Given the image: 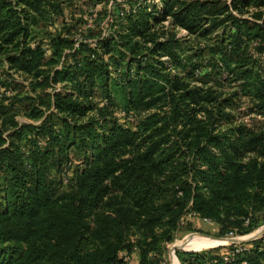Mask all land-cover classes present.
<instances>
[{
	"label": "trees",
	"instance_id": "16d2710c",
	"mask_svg": "<svg viewBox=\"0 0 264 264\" xmlns=\"http://www.w3.org/2000/svg\"><path fill=\"white\" fill-rule=\"evenodd\" d=\"M42 1L0 0V69L26 74L34 91L64 80L73 92L50 90L49 113L37 101L42 97L26 95L31 121L11 114L9 125L3 114L17 111L22 96L19 89L12 97L0 93V264H128L127 255L154 264L188 216L216 221L222 234L229 226L236 233L258 227L264 122L220 127L232 119L226 108L238 109L235 99L248 98L250 113L264 114V0H162L152 11L127 14L118 35L100 40L108 61L88 42L72 50L61 29L48 43L38 41L36 17L26 8L39 10ZM166 20L213 43L187 53L176 33L157 40L151 28ZM123 54L125 74L114 78L108 65ZM155 54L169 55L170 65ZM1 77L7 90L11 84ZM98 87L107 103L87 116L97 107ZM114 90H121L127 114L146 113L136 126L103 114L118 104ZM73 150L86 154L85 165L72 167L71 187L58 193L50 174L60 180ZM134 225L142 236H128ZM243 247L229 259L234 244L180 259L264 264V239Z\"/></svg>",
	"mask_w": 264,
	"mask_h": 264
},
{
	"label": "rangeland",
	"instance_id": "374dc122",
	"mask_svg": "<svg viewBox=\"0 0 264 264\" xmlns=\"http://www.w3.org/2000/svg\"><path fill=\"white\" fill-rule=\"evenodd\" d=\"M39 1V0H38ZM41 1V0H40ZM223 1V0H221ZM41 6L39 10H35L31 6H27L26 9H28L29 15L31 14L33 17H36V21L31 26L33 30V36L38 39V41H42L45 43H48L49 40H51L52 36L57 33L58 30H62V33H65L68 36H64L66 38H71L73 40V47L75 46V43L77 41L78 35H82L83 37L89 36L90 29H93L94 37H89L93 40L100 39L102 37L103 28H106L108 31V36L118 35L119 32L122 31V26L124 27V23H126L127 14L129 13H138V11L146 9L147 11H152L154 7H156V1L155 0H104L101 2H98L97 0H46L45 2H41ZM37 4V3H36ZM35 4V5H36ZM25 6H22V8ZM254 8H250V10H253ZM264 10V8H263ZM121 12H124L125 14L122 15ZM247 14L246 16H248ZM90 20H93L94 24L93 27L88 28L87 25ZM96 29V30H95ZM151 32L155 33L156 39L161 40L164 37L172 36L174 33L177 34L178 38H182L184 42L187 45V53H193L195 49L206 47L208 44L213 43V39H206L199 37L196 38L194 36H189L188 34L184 36L186 32H183L181 30H177L173 26L169 24L168 21H162L161 23H156L151 28ZM184 33V34H183ZM97 34V35H96ZM88 38V37H87ZM106 38V37H105ZM36 42V41H35ZM147 46L153 45L152 42H146ZM47 46V45H46ZM144 48V46H142ZM73 50V49H72ZM51 50L48 49L47 55H50L49 53ZM69 51V49H66V52ZM158 58L155 60H158L161 55L157 54ZM166 55V54H165ZM169 56V55H168ZM109 60V54L108 56H104L103 58ZM128 55L123 54L122 58L117 63H114L116 66H122L123 67V74H125V68L126 62L128 61ZM163 57V56H162ZM119 59V58H118ZM127 60V61H126ZM161 60V59H160ZM170 57L165 62L167 65H170ZM207 61V60H206ZM110 65V64H109ZM108 65V67H109ZM59 67V66H58ZM107 67V68H108ZM6 69H0V74L3 75L1 77L2 80L6 79L8 83L11 85L7 88V90L4 88V86H1L0 84V93H4V96H10L12 97L17 90H20L21 94V101L16 102L17 103V111L12 109V111H8L7 114H3L4 121H7L8 115L16 114V119L20 123L29 122L31 121L25 112V107H27L30 104H32V101L30 102L29 99H25L26 95H36L42 97V99L38 98L37 101L41 103V108L45 110L47 113L50 112L51 109V91H62V92H68L72 93L73 88L69 81L61 80L59 83L55 84L52 89L47 90H41L38 89L37 91H34L32 89L31 85V79L26 74H23L21 72H15L14 70L5 71ZM110 71V68H108ZM168 73L173 75V72L168 69ZM132 73L135 74V68H133ZM181 74H183L181 72ZM6 75V76H4ZM199 81V80H198ZM1 83V80H0ZM117 96L116 102L118 103L115 108L113 109H106L103 110V114L107 113L108 119H113L117 121L118 123H121L122 125L127 126H136L139 123V120L142 116H144L146 113H133L131 114L132 117H129L130 115L124 113V104L122 100V93L119 91L114 90ZM106 93V89L104 87H98L97 89V95L94 99L95 104L97 107L92 111L89 112L87 116L90 115H99V109H101L104 105V95ZM39 94V95H38ZM230 95V90H226L225 94L222 97H226ZM235 105L238 106V109H230L226 108V111H229L230 114H232V119L230 121H225L224 124L221 125L220 129L225 130L230 127H236L240 123L248 124V125H255L257 121L264 122V114H256V113H250V107H251V101L248 98H243L241 100L235 99L233 101ZM7 107H10V102H6ZM106 108V107H105ZM123 109V110H122ZM232 112V113H231ZM86 116V117H87ZM2 116H0V124L2 123ZM84 117V118H86ZM264 124V123H262ZM6 125H9V122L7 121ZM88 154V153H87ZM71 156V166L68 168V171H65L62 173L59 177L60 180H55L56 176L54 173L50 174V178L53 181L54 190L58 193L68 190L71 187V175H72V167L80 166L83 167L85 165V159L87 158L86 154H78L76 151H72L70 154ZM68 166V167H69ZM58 177V176H57ZM104 208L100 209V211H103ZM95 219H90L91 225L94 226ZM259 226L254 229H249L248 231L237 232L232 230V228H226L224 230V234L221 232V226L216 221L201 217H195V216H188L185 220H182L176 229L173 231L174 240L171 243L165 244V249L163 250L162 254L159 255L157 260L154 264H182L180 255L185 256L188 252H200L203 250L213 249L220 247L222 245H215L212 247H205V248H197L193 246L189 247H181L179 249H176L175 256H172V248L178 243V242H185L188 241L191 237L198 236H207V237H214V238H225L228 240V238H248L252 237L262 226H264V218L260 219ZM139 223H142L140 220ZM143 227L134 225L129 231L128 236L129 237H135L142 236L143 234ZM233 233V235L231 234ZM207 234V235H202ZM222 234V235H221ZM212 235V236H210ZM228 237V238H227ZM261 239H264L261 238ZM223 243V241L221 242ZM249 242H240V243H234L235 246L246 244L248 245ZM223 245L227 246L230 245V242ZM226 249H222L221 252H225ZM229 251V250H228ZM174 258H176V262L174 261ZM128 264H137L138 258L134 255L131 259L128 260Z\"/></svg>",
	"mask_w": 264,
	"mask_h": 264
},
{
	"label": "built area",
	"instance_id": "2783aa9c",
	"mask_svg": "<svg viewBox=\"0 0 264 264\" xmlns=\"http://www.w3.org/2000/svg\"><path fill=\"white\" fill-rule=\"evenodd\" d=\"M155 1H156L157 5H162V0H155ZM121 14L124 15L125 13L121 12ZM93 24H94L93 20H90L87 27L91 28V27H93ZM107 31L108 30L106 28H103L102 37H100V39H97V40H93L91 38H87V37H83L82 35H78L77 41L75 43L73 50H75L81 44V42H88L96 51H98L99 53L102 54V57L106 56V54L103 53L99 42H100V40H102L108 36ZM93 56H95V55H93ZM162 59H167V56H163ZM109 68H110V73H111L112 77L121 78V75H123L124 69L122 66H116V65L111 63L109 65ZM129 76H131V77L134 76V74L132 73V70L129 71ZM105 103H107V102L105 101ZM124 113H126V112L124 111ZM131 114H133V113H128V115H130L129 117H132ZM231 234L233 235V233H231ZM244 249H246V247H243V245L236 246V248L233 251H230L226 254V259L232 258L236 253H239V252L243 251ZM129 258L130 257L128 255L125 256L126 260H129ZM244 264H249V263L247 261H245Z\"/></svg>",
	"mask_w": 264,
	"mask_h": 264
},
{
	"label": "bare ground",
	"instance_id": "6f19581e",
	"mask_svg": "<svg viewBox=\"0 0 264 264\" xmlns=\"http://www.w3.org/2000/svg\"><path fill=\"white\" fill-rule=\"evenodd\" d=\"M264 230V226H262L261 228H259V230L254 234L256 235L257 233H259L260 231ZM223 241L224 244H226L228 242V240H226L225 238H212V237H207V236H202V237H198V236H194L191 237L188 241L185 242H178L175 246H181V247H189V246H193V247H197V248H205V247H212L215 245H222L223 243H221ZM174 246V247H175ZM173 250V248L171 249ZM172 256H175V252L172 253ZM174 261L176 262V258H174Z\"/></svg>",
	"mask_w": 264,
	"mask_h": 264
},
{
	"label": "water",
	"instance_id": "95a60500",
	"mask_svg": "<svg viewBox=\"0 0 264 264\" xmlns=\"http://www.w3.org/2000/svg\"><path fill=\"white\" fill-rule=\"evenodd\" d=\"M202 235H207V234H202ZM210 236H212V235H210ZM263 237H264V230L260 231L256 235H253L252 237H248V238H235V237H232V238L227 237V238H228V242H230V244H234V243H240V242L241 243L242 242H252L254 240L261 239ZM179 248H181V246L173 247V250L171 253H174L176 251V249H179Z\"/></svg>",
	"mask_w": 264,
	"mask_h": 264
},
{
	"label": "crops",
	"instance_id": "0c3cea01",
	"mask_svg": "<svg viewBox=\"0 0 264 264\" xmlns=\"http://www.w3.org/2000/svg\"><path fill=\"white\" fill-rule=\"evenodd\" d=\"M156 7H161V5H156ZM166 21H168L169 24H170V20H166ZM163 22H164V21H163ZM170 25L173 26L172 24H170ZM173 27H174V26H173ZM176 29H177L178 31L181 30V31H183V32H186L185 34L183 33L184 36L188 34V31H187L186 29H184V28L176 27ZM168 37H169V36H168ZM168 37L166 36V37H164V38L161 39V40H165V39H167ZM161 40H160V41H161ZM126 53H129V52L127 51ZM104 54H106V53H104ZM106 56H108V54H106ZM109 56H110V55H109ZM162 56H167V59H169V57H170V56H168V55L162 54V55L160 56L159 59L164 60V61H166L167 59H162ZM154 58H155V59L158 58V55L155 54V55H154ZM107 60H108V57H107ZM169 70H171V71L173 72V74H174L175 71H174V67H173V66H170Z\"/></svg>",
	"mask_w": 264,
	"mask_h": 264
}]
</instances>
